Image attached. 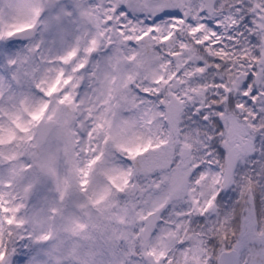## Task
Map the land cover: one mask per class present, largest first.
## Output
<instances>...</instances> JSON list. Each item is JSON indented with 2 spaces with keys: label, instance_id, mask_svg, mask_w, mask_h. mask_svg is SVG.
Masks as SVG:
<instances>
[{
  "label": "snow or ice",
  "instance_id": "snow-or-ice-1",
  "mask_svg": "<svg viewBox=\"0 0 264 264\" xmlns=\"http://www.w3.org/2000/svg\"><path fill=\"white\" fill-rule=\"evenodd\" d=\"M0 264H264V0H0Z\"/></svg>",
  "mask_w": 264,
  "mask_h": 264
},
{
  "label": "rangeland",
  "instance_id": "rangeland-1",
  "mask_svg": "<svg viewBox=\"0 0 264 264\" xmlns=\"http://www.w3.org/2000/svg\"><path fill=\"white\" fill-rule=\"evenodd\" d=\"M228 193H229V196H230V200L228 201V203H231L233 200H235L236 199V197H237V193L235 192V190H233V189H229L228 190Z\"/></svg>",
  "mask_w": 264,
  "mask_h": 264
}]
</instances>
